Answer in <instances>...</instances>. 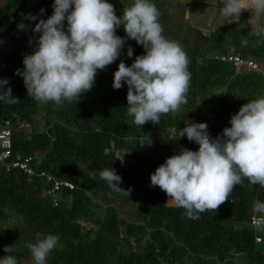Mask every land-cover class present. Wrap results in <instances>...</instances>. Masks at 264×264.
<instances>
[{"label":"trees","instance_id":"16d2710c","mask_svg":"<svg viewBox=\"0 0 264 264\" xmlns=\"http://www.w3.org/2000/svg\"><path fill=\"white\" fill-rule=\"evenodd\" d=\"M107 2L119 17L133 0ZM151 2L160 12L163 35L187 53L191 81L179 111L161 116L159 125L147 122L141 128L129 122L127 84L113 88L118 64L131 66L145 54L123 25L116 29L126 41L121 55L98 70L90 91L77 103L41 104L28 96L23 77L15 73L23 71V59L34 52L39 37L32 31L38 20L25 16L46 20L54 0L0 4V79H7L5 87L20 99L14 105L0 100V129L12 133V158L0 162V258L12 255L18 264L34 263L27 245L42 233L60 238L46 264H264V212L254 208L255 201L264 202V188L245 179L216 212L189 219L150 182L167 158L182 148L198 150L186 136L169 140L173 129H183L192 118L207 123L215 138L231 127V116L243 104L264 97V36L232 23L205 35L186 19V4ZM22 22L29 25L27 31L19 30ZM129 46L132 57L127 56ZM230 53L255 59L259 70H237L221 59ZM18 154L34 157L35 175L8 167ZM105 168L121 176L122 189L131 188L129 197L100 179ZM41 172L74 187L62 186L53 197L47 194L53 182ZM254 216L261 218L260 225L253 224ZM7 246L16 251L4 252Z\"/></svg>","mask_w":264,"mask_h":264},{"label":"clouds","instance_id":"9594fccd","mask_svg":"<svg viewBox=\"0 0 264 264\" xmlns=\"http://www.w3.org/2000/svg\"><path fill=\"white\" fill-rule=\"evenodd\" d=\"M221 3L219 14L227 23L238 22L244 11H250L257 20L264 16V0ZM53 9L46 20L25 16L28 21L38 20L32 31L39 33L34 52L23 59V71L17 69L15 73L23 77L29 97L41 104L77 103L94 86L98 70H105L121 55L126 41L116 35V29L123 25L126 36L145 49L131 66L121 61L114 72L115 90L127 84V115L133 118L129 122L139 128L147 122L159 125L161 116L175 113L187 103L190 60L178 41L163 35L160 12L151 0H133L119 17L107 0H54ZM28 27L23 22L18 25L21 31ZM254 34L264 36V28ZM132 55L129 46L127 56ZM8 84L7 79H0V100L9 105L19 103L11 87H5ZM230 124L215 138L208 132L207 123L173 129L169 140L186 136L199 145L198 150L182 148L150 176L151 186L166 193L167 203L185 209L189 219H199L205 211L216 212L245 179L264 188V97L243 104L231 116ZM99 175L113 191L129 197L131 188L119 186L122 178L115 169L105 168ZM254 208L264 212V202L255 201ZM59 239L58 235L37 233L36 242L27 245L34 264H46ZM14 251L12 246L4 248L6 253ZM0 264L18 261L5 255Z\"/></svg>","mask_w":264,"mask_h":264},{"label":"built area","instance_id":"2783aa9c","mask_svg":"<svg viewBox=\"0 0 264 264\" xmlns=\"http://www.w3.org/2000/svg\"><path fill=\"white\" fill-rule=\"evenodd\" d=\"M222 60L228 61L234 64L237 67V70H251L257 71L260 68L259 63L252 58H243L240 54H229L223 55ZM12 158V133L8 127H3L0 129V162L5 163L7 160ZM34 157L31 155L23 156L18 154L11 163L8 164V167L18 168L25 172L27 175H35L36 169L34 168ZM41 176H46L48 181H52L53 185L50 190L47 191V194L55 196V193L60 190L62 186L73 189L74 185L70 182H60L54 180L51 175H47L45 172H41ZM54 205H57V200H54ZM253 224L260 225L261 218L253 217Z\"/></svg>","mask_w":264,"mask_h":264},{"label":"rangeland","instance_id":"374dc122","mask_svg":"<svg viewBox=\"0 0 264 264\" xmlns=\"http://www.w3.org/2000/svg\"><path fill=\"white\" fill-rule=\"evenodd\" d=\"M4 0H0L2 4ZM170 3H184L187 5L186 19L188 22L200 29L205 35H209L212 31H215L219 28H222L225 25L231 24L225 22L224 18L219 14V9L223 7L221 0H202L203 2L199 3L196 0H168ZM249 14V13H247ZM247 14H241L238 22H234V25H240L241 27H252L253 29H260L253 19L257 20L254 15L247 16ZM262 18V24L264 25V16ZM260 18V19H261ZM232 54V53H230ZM189 123H196L194 119H189ZM124 153V152H122ZM169 199V198H168ZM167 199V200H168ZM169 204H173L168 202ZM31 264H34L31 262Z\"/></svg>","mask_w":264,"mask_h":264},{"label":"crops","instance_id":"0c3cea01","mask_svg":"<svg viewBox=\"0 0 264 264\" xmlns=\"http://www.w3.org/2000/svg\"><path fill=\"white\" fill-rule=\"evenodd\" d=\"M196 2H199V3H201V2H203L202 0H196ZM247 13H249V14H247ZM242 14H247V16H251L252 17V13L250 12V11H244V12H242ZM254 17H252V19H253ZM253 21L257 24V25H259V28H264V25L262 24V18L261 19H259V20H255V19H253ZM240 26V25H239ZM253 31H257L256 29H253L252 27H250ZM259 30V29H258Z\"/></svg>","mask_w":264,"mask_h":264}]
</instances>
